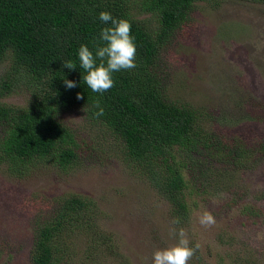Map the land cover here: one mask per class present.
Listing matches in <instances>:
<instances>
[{
    "label": "rangeland",
    "instance_id": "374dc122",
    "mask_svg": "<svg viewBox=\"0 0 264 264\" xmlns=\"http://www.w3.org/2000/svg\"><path fill=\"white\" fill-rule=\"evenodd\" d=\"M137 18L158 26L151 14ZM163 58L169 100L197 109L208 123L216 118L211 126L217 134L228 133L224 140L252 152L229 157V164L214 160L207 172L212 178L188 182L183 197L189 213L172 225L176 207L148 170L127 159L121 140L105 127L69 110L58 121L92 146L85 160L67 168L39 162L19 173L0 163V264H34L35 229L54 220L73 196L92 203L79 215L80 225L66 224L54 264H151L155 249L176 242L172 227L187 231L190 246L201 245L188 264H264V154L256 148L264 145V3L197 1ZM10 68V59L0 63V105L24 108L34 91L25 79L2 94ZM223 165L228 168L221 176ZM152 168L158 172L155 162ZM189 172L200 174L184 170L187 181ZM204 211L215 218L213 226L198 223Z\"/></svg>",
    "mask_w": 264,
    "mask_h": 264
},
{
    "label": "trees",
    "instance_id": "16d2710c",
    "mask_svg": "<svg viewBox=\"0 0 264 264\" xmlns=\"http://www.w3.org/2000/svg\"><path fill=\"white\" fill-rule=\"evenodd\" d=\"M197 1L203 0H0V63L11 61L2 94H10L20 79L28 81L29 91L34 88L26 107L0 105V163L12 164V172L19 173L39 162L67 168L85 160L84 152L92 146L80 142L76 131L58 121L63 113L78 109L121 140L125 157L148 170L156 189L174 203L183 223L189 213L183 197L187 184L212 178L207 172L216 167L214 160L229 164L233 161L229 157L242 158L253 149L238 150L237 142L232 144L230 137L224 140L228 133L219 135L212 129L216 118L208 123L200 111L174 103L166 95L169 72L163 56L177 31L190 20ZM101 11L128 20L136 45V67L114 72V86L103 94L84 83L77 55L81 44L95 54L101 29L110 26L99 20ZM144 13L157 20L156 29L147 19L137 18ZM66 60L74 61L76 69L63 67ZM63 78L74 81L76 87L66 88ZM78 93L82 99H77ZM97 101L104 108L98 118L93 115ZM256 148L264 154V145ZM222 150H229L228 155H221ZM154 162L158 172H152ZM227 168L220 166L218 175ZM186 169L200 174L189 172L187 181ZM90 203L73 196L60 204L54 220L38 224L34 264H54L59 243L67 236L66 224L80 225L79 215Z\"/></svg>",
    "mask_w": 264,
    "mask_h": 264
},
{
    "label": "clouds",
    "instance_id": "9594fccd",
    "mask_svg": "<svg viewBox=\"0 0 264 264\" xmlns=\"http://www.w3.org/2000/svg\"><path fill=\"white\" fill-rule=\"evenodd\" d=\"M99 20L106 26L99 33V42L95 48V54L89 47L81 44L78 49V61L80 68L84 70L83 81L93 92L101 93L108 91L114 86L112 74L120 70L134 69L136 45L131 35V23L124 18H114L108 11L99 13ZM63 67L74 70L76 63L72 60L63 62ZM64 79L66 88L76 87L74 81ZM77 94V99H82ZM96 111L93 115H104V108L99 101L94 105ZM198 223L205 228L213 226L216 221L211 212L204 211L197 217ZM172 225L180 223L178 218L171 221ZM169 234L176 237V242L164 248H157L152 252L151 264H188L196 251L201 247L197 242L190 246L187 231L183 228L172 227Z\"/></svg>",
    "mask_w": 264,
    "mask_h": 264
}]
</instances>
